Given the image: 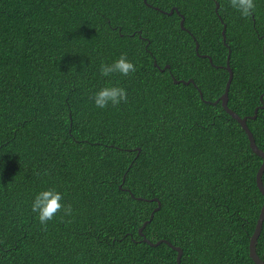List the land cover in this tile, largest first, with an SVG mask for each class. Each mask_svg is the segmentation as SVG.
I'll list each match as a JSON object with an SVG mask.
<instances>
[{
  "label": "trees",
  "instance_id": "obj_1",
  "mask_svg": "<svg viewBox=\"0 0 264 264\" xmlns=\"http://www.w3.org/2000/svg\"><path fill=\"white\" fill-rule=\"evenodd\" d=\"M121 53L136 71L103 77ZM229 53L228 106L264 150V0L247 17L230 0H0V264H177L139 232L155 198L143 233L181 264H255L263 159L214 103ZM109 79L128 99L97 108ZM53 186L72 211L41 224L31 199Z\"/></svg>",
  "mask_w": 264,
  "mask_h": 264
},
{
  "label": "clouds",
  "instance_id": "obj_2",
  "mask_svg": "<svg viewBox=\"0 0 264 264\" xmlns=\"http://www.w3.org/2000/svg\"><path fill=\"white\" fill-rule=\"evenodd\" d=\"M231 7L235 9L242 17H247L253 13L256 8V0H230ZM136 71V65L129 60L125 53H121L111 62L102 61L99 66V72L103 77L111 78L114 74L126 77ZM128 99V91L118 82L108 80L103 86L97 88L91 95L93 104L100 109L108 106L119 105ZM64 193L56 187H43L35 191L32 196L30 208L35 218L41 223L46 224L52 220L59 211L63 210L66 215L70 214L72 209L70 205L64 202Z\"/></svg>",
  "mask_w": 264,
  "mask_h": 264
},
{
  "label": "water",
  "instance_id": "obj_3",
  "mask_svg": "<svg viewBox=\"0 0 264 264\" xmlns=\"http://www.w3.org/2000/svg\"><path fill=\"white\" fill-rule=\"evenodd\" d=\"M144 1L147 2V0H144ZM218 7H219V4L217 3L216 11H218ZM175 11L179 13V10L177 9V7H174V8L171 9L169 14L172 15ZM184 20H185V18L182 15L181 27L183 29H185ZM225 31H226V26L224 27V30H223L224 41L226 40ZM198 49H199V43L197 42L196 43V50L198 51ZM203 56H205V55H203ZM206 57H208L210 62H212V58L210 56H206ZM155 65L158 66L156 61H155ZM169 67H170L169 65L166 66V68H169ZM225 68L230 73L229 79L227 81L224 93L214 103L217 104V103L221 102L223 107H224V109L226 110V112L228 114H230L235 120H237L239 122V124L242 126V128L245 130L246 134L248 135V138H249V141H250V146H251L253 152L263 159L262 165L260 166V168L258 170V173L256 175V181H257V186H258L259 190L261 191V193L264 196V181H263V175H264V150L260 149L257 146V144H256V140L254 138V135H253L252 131L250 130L248 124H247L248 116L241 117L238 113L233 111L228 106L229 89H230V86H231V83H232V80H233V75H234L233 70H232V68L230 66V53L228 55L227 65L225 66ZM175 82L176 83H180L182 81L175 80ZM183 82L186 83V84H189L190 82L194 83L193 80L183 81ZM260 108H264V104H262L261 106H258L255 109V115L252 118H256L257 117V113H258V110ZM138 199H141V198H138ZM153 200L158 201V206L152 212V214L150 216V219L147 220L146 222H144L143 226L139 229V232H140L141 236H143L144 242L150 244L151 246H158L161 243H166L169 246H171L174 250H176L178 252L177 264H181V259H182V255H183V250H182L181 247L175 246L171 242H169L168 240H165V239L164 240H159L157 242H152L149 239H147V237L143 233L144 228L146 227V225L149 222H151V220L153 219L155 212L158 211L161 208V202L157 198H155ZM263 223H264V204L262 206L259 218L257 220L255 231H254L253 235L251 236V240H250V256L253 259V261L255 262V264H264V261L260 258V256L257 253V243H258V239L260 237L261 231H262Z\"/></svg>",
  "mask_w": 264,
  "mask_h": 264
}]
</instances>
